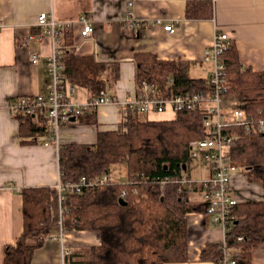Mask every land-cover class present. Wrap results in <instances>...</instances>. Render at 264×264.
I'll return each instance as SVG.
<instances>
[{
	"label": "trees",
	"instance_id": "trees-1",
	"mask_svg": "<svg viewBox=\"0 0 264 264\" xmlns=\"http://www.w3.org/2000/svg\"><path fill=\"white\" fill-rule=\"evenodd\" d=\"M210 6L204 1L188 3L185 15L188 19L209 18ZM61 38L65 82L87 90L91 97L116 83L118 62H97L93 55L75 54L71 30L61 31ZM237 56L233 43L222 55L225 103L240 101L252 119L264 118V70L242 67ZM133 62L135 85L147 80L166 97L208 89L206 80L189 77L187 63L180 59L158 60L152 53H136ZM15 117L21 137L29 142L37 141L48 130L43 117ZM204 117L200 109L179 112L171 121L140 120L138 115L127 113L124 129L98 131L93 144L59 146L62 184L109 175L113 165H122L125 170L124 181L111 180L94 191L86 188L81 194H65L62 230L99 234L98 245L73 250L64 257L65 264L187 262L186 215L202 213L204 206L190 202L188 193L179 194L173 181L188 174L190 145L205 137ZM230 133L231 164L243 170L248 183L260 185L262 198L235 205L224 242L207 244L200 260L220 264L225 249L239 264H251L252 247L264 243V134L251 135L238 127ZM167 178L170 182L160 183ZM20 195L23 227L14 244L5 246L3 264H32L35 250L59 227L55 187H26Z\"/></svg>",
	"mask_w": 264,
	"mask_h": 264
},
{
	"label": "crops",
	"instance_id": "crops-1",
	"mask_svg": "<svg viewBox=\"0 0 264 264\" xmlns=\"http://www.w3.org/2000/svg\"><path fill=\"white\" fill-rule=\"evenodd\" d=\"M202 1L210 2L211 16L188 19L187 4ZM43 12L51 13L59 23L76 22L81 15L90 18V38H80L78 28L72 32L73 43L79 45L74 53L93 55L97 62L119 63V78L107 88L119 101L135 94L136 53H152L158 60L180 59L187 63L189 77L207 80L212 65L203 61V55L215 31L229 35L242 67L264 70V0H0V264L5 261V246L14 244L22 231L21 189L55 187L60 180L55 146L45 143L44 136L35 142L21 137L19 122L7 107L10 98L34 96L46 89L48 41L33 39L28 46L23 45L29 35L39 32L36 20ZM126 14L143 26L125 27L122 18ZM169 23L174 25L173 34L163 29ZM35 53L40 59L32 64L30 57ZM90 97L87 90L79 87L70 95L76 102ZM143 116L148 121L174 119L170 111ZM123 124L124 115L119 109L102 106L63 126L60 145L93 144L98 131L121 129ZM232 186L239 203L262 198L260 185L248 183L244 174L235 171ZM245 188L250 193L246 196L242 194ZM186 219L188 258L187 262L175 264H212L201 261L200 252L207 244L222 243L223 231L202 213H189ZM98 243V232L57 227L35 250L32 264H65L64 257L73 250ZM251 264H264V243L252 247Z\"/></svg>",
	"mask_w": 264,
	"mask_h": 264
},
{
	"label": "built area",
	"instance_id": "built-area-1",
	"mask_svg": "<svg viewBox=\"0 0 264 264\" xmlns=\"http://www.w3.org/2000/svg\"><path fill=\"white\" fill-rule=\"evenodd\" d=\"M122 21L125 27L143 26L142 22L130 18L128 14L122 18ZM36 26L39 32L36 35H29L23 45L28 46L33 39L48 41L50 53L44 63L48 83L41 94L10 98L7 102L10 114L13 116L32 115L46 119L48 130L44 135V141L54 145L58 152L59 132L62 127L69 124L72 119L75 120L86 113L94 112L102 106H115L123 115L127 113L132 115L163 114L170 111L174 118L182 111L202 110L205 113L202 127L205 137L191 143L190 155L191 152H194V155L200 153L208 164V173L204 179L198 181L191 180L188 174L183 173L173 182L177 184L179 194L188 193L200 196L204 206L203 216L208 217L211 223L219 227L225 235L233 222L231 211L239 203L232 192V177L237 168L231 164L230 155H228V146L233 138L230 129L238 127L251 135L264 134V118L252 119L243 106L237 109L223 107L226 80L222 55L232 43L229 35L222 31H215L211 45L204 52L203 61L212 65L206 80L208 87L206 91L171 94L166 97L156 85L143 80L135 85L134 96L124 101L117 100L109 91L102 89L84 102H76L70 98L75 86L65 82L61 74L60 60L63 54L61 31L74 32L78 28V36L88 39L93 34V24L90 18L87 15H81L76 22L59 23L54 20L51 13L43 12L37 17ZM163 29L170 34L175 31L172 23L164 25ZM78 47L79 45L73 43L71 49L75 51ZM39 59V54L35 53L30 57V62L36 64ZM109 181H111L109 175L92 180L82 177L74 184H62L59 181L55 186L58 193L59 230H62V205L66 193L81 194L86 188L94 191ZM168 182L170 181L167 178L160 183ZM220 264L239 263L234 256L223 249Z\"/></svg>",
	"mask_w": 264,
	"mask_h": 264
},
{
	"label": "rangeland",
	"instance_id": "rangeland-1",
	"mask_svg": "<svg viewBox=\"0 0 264 264\" xmlns=\"http://www.w3.org/2000/svg\"><path fill=\"white\" fill-rule=\"evenodd\" d=\"M242 106V103L240 101H230L229 104L223 103V107L224 108H228V107H235L240 108ZM140 120H145V117L143 116V114L138 115ZM124 125L121 127V129H124ZM236 172L244 174L243 170L240 168L236 169ZM187 173L190 177L191 180L194 181H198L201 179H204L208 173V164L207 162L203 159V157L201 156L200 153H197L194 155V152H191L190 155V160L187 166ZM109 175L112 178L113 181L115 182H121L124 181L125 179V170L124 167L122 165H113L109 168ZM250 187V186H249ZM245 192L242 191V194L245 193L244 196L250 194L248 189L245 188ZM251 192V191H250ZM190 195V194H189ZM257 196V195H256ZM190 202L194 203V198L197 201H201L200 196H198L197 194H192L190 195ZM188 242V240H187ZM188 247V245H187ZM236 258V257H235ZM237 259V258H236Z\"/></svg>",
	"mask_w": 264,
	"mask_h": 264
},
{
	"label": "water",
	"instance_id": "water-1",
	"mask_svg": "<svg viewBox=\"0 0 264 264\" xmlns=\"http://www.w3.org/2000/svg\"><path fill=\"white\" fill-rule=\"evenodd\" d=\"M74 119H72V121H73ZM120 201V203H123V201L122 200H119Z\"/></svg>",
	"mask_w": 264,
	"mask_h": 264
}]
</instances>
